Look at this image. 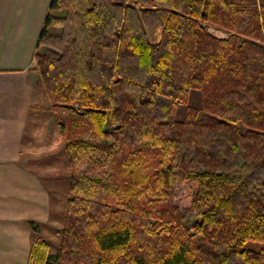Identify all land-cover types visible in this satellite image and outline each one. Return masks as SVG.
Instances as JSON below:
<instances>
[{
	"label": "trees",
	"instance_id": "trees-1",
	"mask_svg": "<svg viewBox=\"0 0 264 264\" xmlns=\"http://www.w3.org/2000/svg\"><path fill=\"white\" fill-rule=\"evenodd\" d=\"M35 69L71 175L29 264H264V0H51Z\"/></svg>",
	"mask_w": 264,
	"mask_h": 264
},
{
	"label": "crops",
	"instance_id": "crops-1",
	"mask_svg": "<svg viewBox=\"0 0 264 264\" xmlns=\"http://www.w3.org/2000/svg\"><path fill=\"white\" fill-rule=\"evenodd\" d=\"M50 3L0 0V264H29L33 244L51 242L63 227L65 195L59 199L53 178L24 164L33 160L25 154L36 141L31 131L43 136V113H53L35 69Z\"/></svg>",
	"mask_w": 264,
	"mask_h": 264
},
{
	"label": "rangeland",
	"instance_id": "rangeland-1",
	"mask_svg": "<svg viewBox=\"0 0 264 264\" xmlns=\"http://www.w3.org/2000/svg\"><path fill=\"white\" fill-rule=\"evenodd\" d=\"M209 26L211 31L218 36H224L227 33L226 30L217 26ZM199 100L198 95L194 94L189 103L199 105ZM41 106L46 108L47 105L43 103ZM43 112H45L44 109ZM175 117L177 119H182L184 117V104H180ZM42 122L47 125L45 126L46 130L44 131V135L41 136L37 129L31 131L36 141L30 147L26 146L28 148H25V154L29 153V156H31L33 160H30V157L28 159L24 158V164L28 165L31 169L42 172V174H44L45 177H49V179L53 178L52 182L58 187L57 194H59V199L63 197L64 194L65 200H67V194L69 195L70 193L69 179L71 175L68 153L61 139L60 129L54 114L49 111L43 113ZM31 154H34L37 158ZM185 202H187V200L181 201V203ZM60 240L61 236H54L51 238V242L49 243L52 249L56 250L58 248ZM246 246L249 248L261 249L264 247V242L249 240Z\"/></svg>",
	"mask_w": 264,
	"mask_h": 264
},
{
	"label": "bare ground",
	"instance_id": "bare-ground-1",
	"mask_svg": "<svg viewBox=\"0 0 264 264\" xmlns=\"http://www.w3.org/2000/svg\"><path fill=\"white\" fill-rule=\"evenodd\" d=\"M210 31H211V29H210Z\"/></svg>",
	"mask_w": 264,
	"mask_h": 264
}]
</instances>
